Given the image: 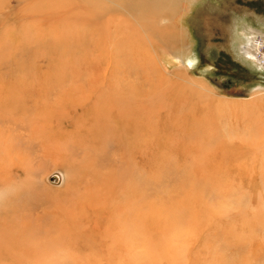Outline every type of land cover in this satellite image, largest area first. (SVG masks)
<instances>
[{"label": "bare ground", "instance_id": "1", "mask_svg": "<svg viewBox=\"0 0 264 264\" xmlns=\"http://www.w3.org/2000/svg\"><path fill=\"white\" fill-rule=\"evenodd\" d=\"M176 7L175 0H0V66L7 59L10 69L21 73L17 79L0 78V102L9 101L8 110L24 113L30 101L35 111L36 103H42L38 110L46 117L59 120L66 114L72 123L78 116L115 115L113 127L132 124L138 141L145 131L163 126L159 115L165 120L170 113L177 116L182 102L191 98L194 104L202 101L214 128L206 143L191 131L175 129L186 139L173 147L178 161L165 155L173 144V137L166 136L155 174L90 176L83 190L62 194L46 192L41 178L31 179L32 171L17 157L19 149L4 141L6 134L0 138V264H188L184 255L191 241L216 222L227 223L219 226L216 246L244 249L223 250L219 264L254 263L249 249L254 229L263 231L264 245V129L259 134L249 129L248 137L240 139L237 102L230 101L231 130L223 133L225 102L214 98L202 80L188 78L191 57L181 71L166 74L162 69L154 47L166 49L179 39L173 22H162L158 13H174ZM13 19L15 29L8 26ZM253 46L247 44L249 55ZM152 96L158 98L155 106L149 103ZM194 104L188 103L193 121ZM182 116L173 126L180 125ZM20 130L18 136L25 132ZM32 130L30 138L38 140ZM253 134L260 135L256 142ZM248 155L260 162L255 205L233 199L247 195L242 180L253 178H228ZM165 165L172 174H164ZM15 167L24 180L13 178ZM232 220L241 224V233Z\"/></svg>", "mask_w": 264, "mask_h": 264}, {"label": "rangeland", "instance_id": "2", "mask_svg": "<svg viewBox=\"0 0 264 264\" xmlns=\"http://www.w3.org/2000/svg\"><path fill=\"white\" fill-rule=\"evenodd\" d=\"M175 1L176 12L171 13V11H163L160 8H158L160 11L157 10L158 14H163L162 18L160 17L162 22H165L164 20L173 22L175 34L179 39L171 40L172 43L167 47L168 49L154 47L162 69L166 74L181 71L184 67L189 66L188 61L185 60L186 57H191L193 61L192 64L189 63L190 67H187L188 78L202 80L212 90L214 98L225 102L223 133L228 134V131L231 130L230 123L233 112L230 111V106L227 104L230 101H235L238 107L236 131L240 139L248 137L247 130L249 129L259 134L264 129V46H261L262 42L260 41L264 40V0ZM168 15L173 17H167ZM16 25V19L8 21L10 28L15 29ZM252 39L257 40H255L256 46H253ZM247 44L254 47L251 55L245 50L248 48ZM6 60L0 66V78H4V80L17 79L21 73L13 71V65ZM254 94L257 97H253ZM258 94L261 95L258 96ZM156 99H158L156 96H152L149 98V103L153 106L157 105ZM12 103L15 105L14 102ZM182 103V111L178 114L183 115L182 118H178L182 120L180 125L173 126V120L177 119L178 115L170 113V117L165 120L161 114L158 117L163 126L154 128L152 132L145 131L143 137L137 141L136 131L132 124L120 127L121 129L113 127V125L115 126L113 120L117 119L115 115L108 119L104 117L85 118L86 121L84 117L81 120L78 116L77 122L72 123L70 115H61L57 120L56 116L46 117L39 113L38 106L40 108L42 103H36L37 111H35L32 108L33 103L26 101L23 113L16 109L8 110L5 106L8 104L10 106L9 101L7 103L0 102V138L9 134L4 138V141H7L11 145L10 147L19 149L21 154L17 157L20 162L32 171L30 173L32 180L41 178L46 192L62 194L64 191L72 189L81 191L88 184L90 176L113 175L119 178L120 174L124 176L140 175L141 177L155 174V162L161 155L158 153L159 145L166 144V136L173 137L170 140L173 141V144L165 155H168V158L174 157L173 160L178 161L179 157L173 151V147L177 141H186V139L180 137L175 129L191 131L198 136L199 143L202 140L206 143L214 129L208 124L209 116L206 107L201 109L202 101L196 100L194 104L191 102V98ZM188 103L194 104L192 106L196 117L195 121L188 114ZM208 111L212 113L210 108ZM48 119L51 121L49 122ZM12 120L17 125H13ZM48 122L51 129L47 133L48 129L45 130L44 125L48 127ZM21 127L25 132L18 136L19 132H22ZM31 127L39 133L38 140L30 138V133L33 131ZM67 134H69L68 137ZM259 137L260 135L253 134L251 139L256 138V140L251 141L256 142ZM145 144L149 147L146 148ZM146 150L148 153L145 152ZM241 151L243 150L241 149ZM112 159L115 163L118 162L117 166ZM244 159L245 163L240 159V162L243 163H240V170L235 171L228 178L238 179L237 177L245 176L253 179H243L242 183L247 195L242 193L234 196L233 199L237 201L247 199L255 205L257 199L255 193L261 184L258 177L260 172L256 170L260 162L256 156L251 155L244 156ZM166 166H164V174H172L170 167ZM14 173V176L17 175L13 176L16 181L25 179L17 167H15ZM158 173L162 174L160 170ZM236 183V189H240L238 180ZM2 190L0 188V194ZM226 224V222H216L210 225L207 230L201 229L187 248L184 260L188 264H201L202 262L219 264L217 256L223 250L241 253L243 248L214 244V238L219 233V226ZM231 224L236 232L243 231V227L237 221L232 220ZM262 235L261 229H254L253 240L249 245V249L253 251V264H264V245L260 243Z\"/></svg>", "mask_w": 264, "mask_h": 264}]
</instances>
